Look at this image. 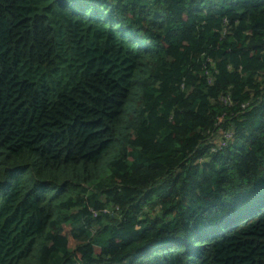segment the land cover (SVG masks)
Returning a JSON list of instances; mask_svg holds the SVG:
<instances>
[{"label": "trees", "instance_id": "trees-1", "mask_svg": "<svg viewBox=\"0 0 264 264\" xmlns=\"http://www.w3.org/2000/svg\"><path fill=\"white\" fill-rule=\"evenodd\" d=\"M0 264H264V0H0Z\"/></svg>", "mask_w": 264, "mask_h": 264}, {"label": "rangeland", "instance_id": "rangeland-1", "mask_svg": "<svg viewBox=\"0 0 264 264\" xmlns=\"http://www.w3.org/2000/svg\"><path fill=\"white\" fill-rule=\"evenodd\" d=\"M132 104H133V102H132ZM218 138H219V140H220V137H218ZM121 145H122V143H121V140L119 139V140L117 141V143L115 144V146L112 148V150H111V152H110V154H109V157L106 158V159L103 161V163H101L100 167H102V168H101L102 170H106V169H108V163H109L110 159H111L112 157H114V156H116V155H118V154L120 153Z\"/></svg>", "mask_w": 264, "mask_h": 264}]
</instances>
